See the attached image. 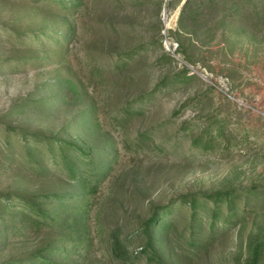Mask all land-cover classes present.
<instances>
[{
	"label": "rangeland",
	"instance_id": "374dc122",
	"mask_svg": "<svg viewBox=\"0 0 264 264\" xmlns=\"http://www.w3.org/2000/svg\"><path fill=\"white\" fill-rule=\"evenodd\" d=\"M0 264H264V0H0Z\"/></svg>",
	"mask_w": 264,
	"mask_h": 264
},
{
	"label": "trees",
	"instance_id": "16d2710c",
	"mask_svg": "<svg viewBox=\"0 0 264 264\" xmlns=\"http://www.w3.org/2000/svg\"><path fill=\"white\" fill-rule=\"evenodd\" d=\"M192 216L194 217V211H192ZM153 218H154V216L151 219H153ZM213 222L214 221H211V224H210L211 227L213 226Z\"/></svg>",
	"mask_w": 264,
	"mask_h": 264
}]
</instances>
